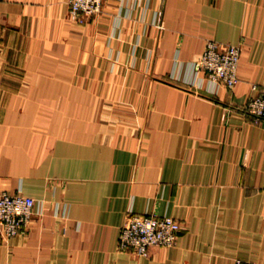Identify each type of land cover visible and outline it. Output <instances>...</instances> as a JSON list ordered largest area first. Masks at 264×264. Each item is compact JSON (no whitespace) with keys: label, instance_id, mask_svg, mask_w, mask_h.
Masks as SVG:
<instances>
[{"label":"crops","instance_id":"crops-1","mask_svg":"<svg viewBox=\"0 0 264 264\" xmlns=\"http://www.w3.org/2000/svg\"><path fill=\"white\" fill-rule=\"evenodd\" d=\"M240 48L238 80L194 64ZM264 0H0V193L35 199L0 228V264H264ZM130 212L172 216L146 256L117 246Z\"/></svg>","mask_w":264,"mask_h":264},{"label":"built area","instance_id":"built-area-1","mask_svg":"<svg viewBox=\"0 0 264 264\" xmlns=\"http://www.w3.org/2000/svg\"><path fill=\"white\" fill-rule=\"evenodd\" d=\"M104 0H68L69 12L79 21L100 11ZM240 48L235 44H219L208 40L202 52L195 58L197 70H201L213 84L232 87L238 80L237 69ZM244 111L254 120H264V85L252 84ZM34 198L20 192L0 193V228L6 236L22 232L35 214ZM178 236L175 219L169 215L139 214L130 212L119 229L117 246L146 256L152 246H171ZM233 264L246 263L235 259Z\"/></svg>","mask_w":264,"mask_h":264},{"label":"rangeland","instance_id":"rangeland-1","mask_svg":"<svg viewBox=\"0 0 264 264\" xmlns=\"http://www.w3.org/2000/svg\"><path fill=\"white\" fill-rule=\"evenodd\" d=\"M19 233V232H18Z\"/></svg>","mask_w":264,"mask_h":264}]
</instances>
